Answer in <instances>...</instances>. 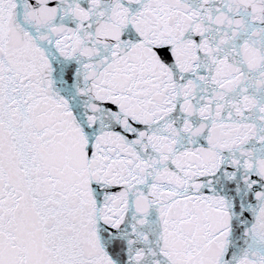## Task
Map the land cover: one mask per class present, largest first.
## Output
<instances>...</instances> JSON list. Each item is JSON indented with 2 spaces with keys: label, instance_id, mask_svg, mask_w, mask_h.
Here are the masks:
<instances>
[{
  "label": "snow or ice",
  "instance_id": "6c2138e0",
  "mask_svg": "<svg viewBox=\"0 0 264 264\" xmlns=\"http://www.w3.org/2000/svg\"><path fill=\"white\" fill-rule=\"evenodd\" d=\"M0 264H264V0H0Z\"/></svg>",
  "mask_w": 264,
  "mask_h": 264
}]
</instances>
